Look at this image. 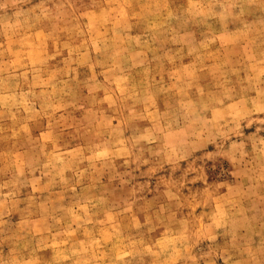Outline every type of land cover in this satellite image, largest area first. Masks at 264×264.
Wrapping results in <instances>:
<instances>
[{"label":"rangeland","instance_id":"obj_1","mask_svg":"<svg viewBox=\"0 0 264 264\" xmlns=\"http://www.w3.org/2000/svg\"><path fill=\"white\" fill-rule=\"evenodd\" d=\"M0 264H264V0H0Z\"/></svg>","mask_w":264,"mask_h":264}]
</instances>
